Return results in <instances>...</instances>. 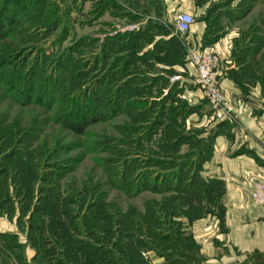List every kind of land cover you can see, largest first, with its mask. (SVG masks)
<instances>
[{"label":"rangeland","instance_id":"1","mask_svg":"<svg viewBox=\"0 0 264 264\" xmlns=\"http://www.w3.org/2000/svg\"><path fill=\"white\" fill-rule=\"evenodd\" d=\"M190 1L214 40L236 36L242 78L264 84V0ZM172 3L0 0V264H43L39 228L60 264H144L156 251L199 262L190 228L222 219L223 192L195 182L211 141L179 103L193 47L150 44L173 32ZM31 214L29 248L11 234Z\"/></svg>","mask_w":264,"mask_h":264},{"label":"crops","instance_id":"2","mask_svg":"<svg viewBox=\"0 0 264 264\" xmlns=\"http://www.w3.org/2000/svg\"><path fill=\"white\" fill-rule=\"evenodd\" d=\"M172 4L171 8L177 10L186 7L196 20L185 35L186 42H178L172 32L161 38L162 42L174 44L175 48L187 43L212 50L220 62L221 91L233 108L229 117L213 112L195 86V71L187 64L191 75L181 74L177 83L181 87L180 107L192 127L202 129L201 139L207 136L211 141L208 158H201L197 182L204 187L218 185L223 192L222 219L207 215L190 228L198 252L196 264H264V207L250 199L252 186L264 182V84L243 79V67L233 63L232 43L236 36L224 35L214 40L211 24L197 20L198 9L190 6L193 2L173 0ZM183 64L184 60L175 61L172 68ZM147 256L151 264H183L180 255L177 260L167 261L154 254Z\"/></svg>","mask_w":264,"mask_h":264},{"label":"built area","instance_id":"3","mask_svg":"<svg viewBox=\"0 0 264 264\" xmlns=\"http://www.w3.org/2000/svg\"><path fill=\"white\" fill-rule=\"evenodd\" d=\"M195 19L191 14L177 10L173 27L175 36H184L189 33ZM187 61L195 71V86L206 101L210 109L224 117L232 114V107L225 99L219 84L220 62L215 53L210 49L187 48ZM177 81V78L175 79ZM251 201L260 207H264V182H257L250 192ZM151 264L148 258L145 261Z\"/></svg>","mask_w":264,"mask_h":264},{"label":"trees","instance_id":"4","mask_svg":"<svg viewBox=\"0 0 264 264\" xmlns=\"http://www.w3.org/2000/svg\"><path fill=\"white\" fill-rule=\"evenodd\" d=\"M197 6V5H196ZM198 7V6H197ZM163 38V37H162ZM156 39L157 40H155L154 38H153V40L151 41V43L150 44H153V43H156V41H158L159 40V42L160 41H162V39L160 38L159 39V37H156ZM161 43H163V42H161ZM154 48H156L155 46H150V45H148L147 46V48L145 49V51L143 52V53H147V52H150V56H152L153 54H152V52L153 51H155V49L153 50ZM153 50V51H152ZM158 50H160V49H158ZM157 50V51H158ZM157 51H155L156 53H157ZM112 53V52H111ZM142 56H144V55H142ZM137 57H141V55H138ZM9 158V157H8ZM10 160V158L7 160V161H9ZM196 176H198V173H197V175ZM196 180V179H195ZM195 182H197V180L195 181ZM197 184H198V182H197ZM185 189V188H184ZM6 197H4L3 199H1L0 200V208L1 207H3V205L4 204H6V203H8V201L10 200V198H9V193L8 192H6V195H5ZM28 197H29V199H31V194H30V192H29V194H28ZM25 204L27 205V201H26V199H25ZM28 206H31V200H30V202H29V200H28ZM27 207V206H26ZM10 214L11 215H14L15 214V212L12 210L11 212H10ZM23 215V214H22ZM22 215L21 216H19L18 217V215H17V218H15V221H16V226H17V228H18V230H21V228H20V226H23V228H24V226H26V229H25V233H23V232H20V233H15V234H11V237H13L15 240H18V238H17V236L16 235H21V236H23L24 237V239H25V242H26V245L29 247V248H32V247H34V245L32 244V242H31V236H30V226H31V222H32V214L29 216V218L27 219V222H26V225H25V223H22L21 221H20V217H22ZM1 216V215H0ZM7 217L9 216V215H6ZM24 219V218H23ZM42 219L44 220L45 219V217H42ZM42 220V221H43ZM143 227H145L146 228V226H143ZM22 228V229H23ZM39 230H40V234H39V238H40V236H41V238H42V240H41V238H40V240H41V245H40V247H41V259H40V261H42V263L43 264H60V260H59V251H58V249H57V244H56V246L54 245V243L51 241V240H45L46 238L44 237V232H43V230H41L40 228H39ZM6 233H2V232H0V237H4V236H7V235H5ZM57 236H60L59 237V240L62 242V240H64V243H70V242H67L68 240H70L71 241V236H70V238L68 239L67 237H68V234H67V232L66 231H64V232H61V234L60 235H57ZM161 237L163 238V239H166V236H163V235H161ZM56 243V242H55ZM23 245H24V243H23ZM31 245V246H30ZM93 250H95V249H93ZM153 251V250H152ZM156 251V250H155ZM154 251V252H155ZM131 252V251H130ZM131 253H133V250H132V252ZM159 252H155V255L156 256H160V255H162V254H158ZM102 254H107V251L106 250H103L102 251ZM135 254V256H138L136 253H134ZM174 255H181V256H185V257H188V256H190V258L191 257H193L192 255H190V254H188V253H186V252H175V254ZM127 257L129 258L130 257V254H128L127 255ZM161 258H163L165 261H167V259H166V257L165 256H160ZM105 260H108V258L107 259H103V261H105ZM109 261V260H108ZM135 264H142V262L140 263V261H138V263H135ZM145 264V263H144Z\"/></svg>","mask_w":264,"mask_h":264}]
</instances>
